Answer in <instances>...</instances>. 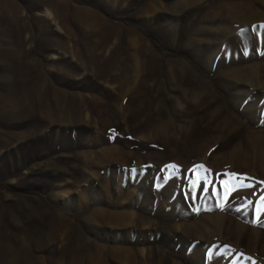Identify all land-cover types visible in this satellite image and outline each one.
<instances>
[{
  "label": "rangeland",
  "instance_id": "rangeland-1",
  "mask_svg": "<svg viewBox=\"0 0 264 264\" xmlns=\"http://www.w3.org/2000/svg\"><path fill=\"white\" fill-rule=\"evenodd\" d=\"M0 264H264V0H0Z\"/></svg>",
  "mask_w": 264,
  "mask_h": 264
},
{
  "label": "bare ground",
  "instance_id": "bare-ground-1",
  "mask_svg": "<svg viewBox=\"0 0 264 264\" xmlns=\"http://www.w3.org/2000/svg\"><path fill=\"white\" fill-rule=\"evenodd\" d=\"M119 252V251H118Z\"/></svg>",
  "mask_w": 264,
  "mask_h": 264
}]
</instances>
